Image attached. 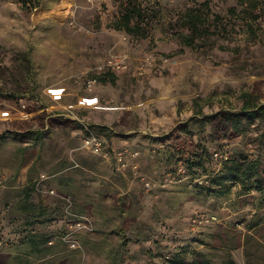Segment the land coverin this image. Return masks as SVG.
I'll use <instances>...</instances> for the list:
<instances>
[{
    "label": "rangeland",
    "instance_id": "374dc122",
    "mask_svg": "<svg viewBox=\"0 0 264 264\" xmlns=\"http://www.w3.org/2000/svg\"><path fill=\"white\" fill-rule=\"evenodd\" d=\"M23 1L0 0V169L8 177L0 207L12 242L0 249V264H167L182 252L187 263L264 264V196L239 194L236 185L224 198H206L195 187L208 186V177H192L183 159L169 158L206 144L212 153L220 145L264 158L258 127L224 139L206 123L246 101L264 106V0H208L212 14L228 19L235 9L238 18L227 37L194 48L179 44L176 20L204 0H142L158 11L146 39L113 29L121 0H104L101 13L85 0H37L32 10ZM111 58H125L126 69L114 84L85 92L78 78ZM67 115L102 128L112 150L125 145L135 156L121 168L88 153L80 123ZM36 131L42 140L19 136ZM44 209L63 222L73 221L70 213L88 217L92 231L74 233L71 247L70 226L59 235L58 223L26 225L41 222ZM29 232L53 237L51 251L24 242Z\"/></svg>",
    "mask_w": 264,
    "mask_h": 264
},
{
    "label": "trees",
    "instance_id": "16d2710c",
    "mask_svg": "<svg viewBox=\"0 0 264 264\" xmlns=\"http://www.w3.org/2000/svg\"><path fill=\"white\" fill-rule=\"evenodd\" d=\"M37 0H25L23 1V7L27 10H32L36 7ZM120 10L118 15L112 16V27L114 30L123 31L125 34L135 37L137 39H146L151 32V22L157 15L158 11L154 6L145 3L142 0H121ZM145 3V4H144ZM242 10L241 13H243ZM236 10L231 9V14L228 19H223L221 16L211 13V7L208 0H204L198 4H194L191 7L186 8L181 14L178 15L176 22L179 25V29L176 32V36L179 40V44L186 48H194L195 46L204 47L210 46V39L212 37H227L231 34L228 29L230 25L235 24ZM240 11L238 12V14ZM259 16H253L252 20L257 21ZM249 25V24H247ZM252 30L253 27L250 25ZM225 49V48H221ZM115 83V73H106L97 77V85L101 83ZM31 113V112H28ZM59 122L61 119H54L53 122ZM206 123L214 127L213 130L224 131V139H229L237 136L244 135L251 130V127H258L261 130L260 136L264 137V106L254 105L251 102L246 101L245 105L239 111H220L215 115L206 118ZM100 137L105 140V144L111 150L112 146L110 141L103 135H101L102 128H96ZM183 132L189 133L187 129ZM23 138H32L34 141L42 140L45 133L36 131L25 135H19ZM260 137V138H262ZM211 142V140H210ZM209 143V141H208ZM210 144V143H209ZM220 150V151H219ZM214 153H219L223 157L219 160V167L217 171H210V165L212 164ZM212 153L209 145H198L194 151L186 152L184 155L183 149L171 150L169 158H175L176 161L183 159L186 164V169L192 177L198 175H206L208 177V186L195 187L196 192L206 198L214 197L217 199L227 196L233 187L239 186V194H248L250 192H256L264 196V158L259 153L250 154L249 152H224L221 151L220 145L216 147V151ZM113 159V157H112ZM216 160V159H215ZM115 162V160L113 159ZM2 171V169H0ZM24 200L26 205H23V211H27L29 208L28 201L32 198L35 192L33 186L25 189ZM5 207H7L5 205ZM44 212L42 215H47L41 222L38 220H32L27 222L26 225L32 226L38 223L51 222L59 225V235L62 227H69L73 223L72 220L63 222L61 214L53 211L52 214ZM46 213V214H45ZM5 209L0 207V240L5 245H12L10 238L6 232L5 226ZM65 231V230H64ZM53 237L44 236L38 238L36 235L28 233L24 242L30 244L33 248H37V245H43L46 251H51L52 246H47L49 242H52ZM121 247L124 249L128 245L126 238L122 240ZM148 241V240H145ZM3 249V248H2ZM42 252L40 250H33V252ZM48 252V253H49ZM196 257L202 256L200 252L192 253ZM165 261V259H164ZM167 264H199L198 260H191L190 263L184 259L183 252L167 258ZM202 264H209L208 262H202Z\"/></svg>",
    "mask_w": 264,
    "mask_h": 264
},
{
    "label": "built area",
    "instance_id": "2783aa9c",
    "mask_svg": "<svg viewBox=\"0 0 264 264\" xmlns=\"http://www.w3.org/2000/svg\"><path fill=\"white\" fill-rule=\"evenodd\" d=\"M86 4L97 13H101L103 10L104 0H85ZM167 62L165 58L162 63ZM126 59L125 58H111L106 60L105 62L97 65L91 74L78 78L82 83L81 85L84 88V91L87 93H93L95 91V87L97 83V77L106 73H118L121 70L126 69ZM69 118L76 120L80 123V140H81V147L87 151L88 153L99 156L103 159H110L113 157L117 166L121 168H125L129 163V158L134 157L135 154L132 153L129 148L126 146L122 148H118L116 150H110L107 145L105 144V140L100 137L95 128L86 122L85 120H80L74 116H69ZM214 159L218 160L221 159L223 156L219 153H214ZM8 177L4 173V171H0V187L2 183ZM47 179L45 174H41L38 184L37 190L40 191V185ZM45 193L55 194L53 190H43ZM68 203L69 200H68ZM70 216L73 219V223L70 224L68 232L64 236V241L70 243L71 247H75L76 243L72 239V235L77 232H91L92 231V223L88 217L85 216H78L76 214L70 213ZM4 247L3 241L0 240V249Z\"/></svg>",
    "mask_w": 264,
    "mask_h": 264
},
{
    "label": "bare ground",
    "instance_id": "6f19581e",
    "mask_svg": "<svg viewBox=\"0 0 264 264\" xmlns=\"http://www.w3.org/2000/svg\"><path fill=\"white\" fill-rule=\"evenodd\" d=\"M57 10L58 12H63L62 7L58 8Z\"/></svg>",
    "mask_w": 264,
    "mask_h": 264
},
{
    "label": "crops",
    "instance_id": "0c3cea01",
    "mask_svg": "<svg viewBox=\"0 0 264 264\" xmlns=\"http://www.w3.org/2000/svg\"><path fill=\"white\" fill-rule=\"evenodd\" d=\"M98 87H99V85H96V87H95V88H96V89H98ZM96 89H95V90H96ZM124 146H125V145H123L122 147H124ZM122 147H121V148H122Z\"/></svg>",
    "mask_w": 264,
    "mask_h": 264
}]
</instances>
